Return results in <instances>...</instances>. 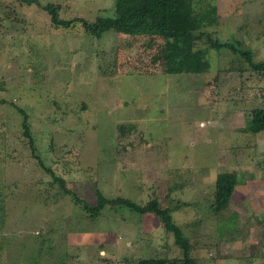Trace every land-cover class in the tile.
Returning <instances> with one entry per match:
<instances>
[{
    "label": "rangeland",
    "instance_id": "rangeland-1",
    "mask_svg": "<svg viewBox=\"0 0 264 264\" xmlns=\"http://www.w3.org/2000/svg\"><path fill=\"white\" fill-rule=\"evenodd\" d=\"M32 1L39 5L0 0V264L181 258L152 214L105 206L93 217L37 159L90 207L96 191L139 205L157 199L197 264H264V132L247 125L263 106L264 72L210 49L208 72L167 75L162 38L110 31L97 39L79 23L53 25L42 10L92 23L113 16L114 0ZM191 6L215 8V24L204 30L211 38L264 62V0ZM17 108L27 114L33 153ZM222 173L238 183L217 215Z\"/></svg>",
    "mask_w": 264,
    "mask_h": 264
},
{
    "label": "trees",
    "instance_id": "trees-1",
    "mask_svg": "<svg viewBox=\"0 0 264 264\" xmlns=\"http://www.w3.org/2000/svg\"><path fill=\"white\" fill-rule=\"evenodd\" d=\"M31 5L37 4L32 0H20ZM192 0H114L113 16L98 17L94 22L89 23L82 19L62 20L58 17V10L50 5L44 6L42 10L49 16L50 22L55 26L71 27L79 23L85 35L100 38L107 32H115L127 36H157L164 40L163 61L164 74H203L208 72L210 64L206 59V52L210 49L220 51L230 50L238 54L247 63L249 68L257 73L264 72V62L255 64L248 52L242 51L229 42H221L213 39L204 30L216 22V10L209 7L202 12L193 9ZM203 47H200V46ZM22 116L23 136L28 139L30 149H34L28 126L27 114L17 108ZM248 128L252 134L264 132V102L261 108L251 111L248 118ZM34 155V154H33ZM38 158L37 156H34ZM38 166L48 174L54 183L60 186L63 193L71 196L76 204H82L83 209L93 217L97 216L105 206L124 207L129 211L139 214H152L158 219L164 230L173 237L174 245L181 251V258H147L139 259L135 264H197L190 255V246L184 237L181 229L173 222L171 210L161 207L157 199H152L144 205H139L125 198L107 200L96 191V204L88 206L81 201L73 192L66 189L62 179L54 176L51 168H46L40 159H37ZM238 183L237 177L232 173L217 175L215 180L213 210L215 214H221L229 209L234 187ZM234 214L229 215L228 223L224 230L232 224ZM5 244L0 243V260Z\"/></svg>",
    "mask_w": 264,
    "mask_h": 264
}]
</instances>
